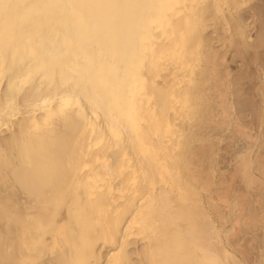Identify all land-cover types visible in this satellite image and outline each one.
<instances>
[{
    "label": "bare ground",
    "instance_id": "6f19581e",
    "mask_svg": "<svg viewBox=\"0 0 264 264\" xmlns=\"http://www.w3.org/2000/svg\"><path fill=\"white\" fill-rule=\"evenodd\" d=\"M252 1L0 0V264H227L191 147Z\"/></svg>",
    "mask_w": 264,
    "mask_h": 264
},
{
    "label": "rangeland",
    "instance_id": "374dc122",
    "mask_svg": "<svg viewBox=\"0 0 264 264\" xmlns=\"http://www.w3.org/2000/svg\"><path fill=\"white\" fill-rule=\"evenodd\" d=\"M252 2L242 10L243 14L240 13L234 22L232 20L234 31L221 28L220 37L224 40L221 47L220 44L213 43L206 49L211 64L207 62L208 68L204 70L207 72L204 73L207 80L203 91L207 96L202 105L206 109L204 115L208 114L209 117L206 115L204 119L201 118L203 126L199 121V143L193 142V146L191 145V149L198 148V154L196 156L192 153L190 181L196 190V201L202 195L198 200L201 204L197 203L196 206L204 213L202 217L197 215L195 218L204 220L203 227H209L206 228L209 231L205 230L203 233H206L207 251L217 252L224 260L227 258V264H233V261L235 264H264V0ZM202 132L204 133L201 134ZM200 135L205 138L201 139ZM197 145L201 148L194 147ZM193 149L192 152H195ZM195 177L197 178L194 179ZM200 181H205V186L208 185L210 189L203 187ZM204 203L207 205L203 206ZM212 230L214 231L211 232Z\"/></svg>",
    "mask_w": 264,
    "mask_h": 264
}]
</instances>
